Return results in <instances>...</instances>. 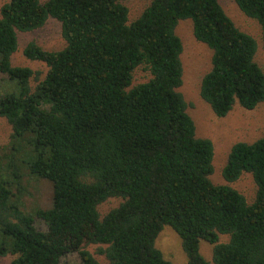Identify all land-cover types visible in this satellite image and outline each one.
Masks as SVG:
<instances>
[{
    "label": "trees",
    "instance_id": "obj_1",
    "mask_svg": "<svg viewBox=\"0 0 264 264\" xmlns=\"http://www.w3.org/2000/svg\"><path fill=\"white\" fill-rule=\"evenodd\" d=\"M263 31L264 0H235ZM61 22L66 46L49 51L35 42L24 54L45 62L46 77L33 90L34 71L14 66L18 33ZM191 19L195 38L213 51L201 96L218 117L239 103L264 102V70L256 39L239 29L219 0H152L129 23L120 0H9L0 16V73L16 90L0 91V117L11 124L0 147V256L9 264H61L79 252L82 264H172L155 242L168 225L180 236L188 264H264V136L231 148L223 176L252 174L256 198L216 185L214 143L197 137L183 83L180 20ZM151 77L134 85V71ZM34 145L29 174L53 183V203L25 212L23 174L11 171L19 141ZM8 176V177H7ZM123 202L103 217L98 206ZM43 219L47 230L36 225ZM230 236L219 242L220 235ZM214 245L213 263L200 242ZM106 245L99 261L84 244Z\"/></svg>",
    "mask_w": 264,
    "mask_h": 264
},
{
    "label": "rangeland",
    "instance_id": "obj_2",
    "mask_svg": "<svg viewBox=\"0 0 264 264\" xmlns=\"http://www.w3.org/2000/svg\"><path fill=\"white\" fill-rule=\"evenodd\" d=\"M9 0H0V16L2 6ZM152 0H120L129 9V23L136 20L150 5ZM226 13L233 19L236 26L252 35L257 42L255 60L264 70V48L263 31L256 19L245 15L238 7L235 0H219ZM176 33L183 43L181 61L183 64V83L178 88L183 93L188 103V113L193 117L196 124L197 137L208 138L214 143V171L210 178L216 185H230L240 191L247 199L248 203H253L256 198L257 185L251 173L244 172L242 176L234 181L228 182L223 176V170L227 164L231 148L237 142L252 143L264 136V102L260 103L253 110H246L236 103L232 111L225 117H218L213 112L211 106L201 96V82L204 75L212 67L213 51L206 44L198 41L193 32V22L191 19L180 20ZM18 50L12 56L14 66L29 67L34 71L30 79L33 90L46 77L49 67L45 62L32 60L24 54L25 47L35 42L42 48L49 51L61 50L66 46V41L62 35L61 22L49 17L47 22L40 28L18 33ZM151 77L150 73L143 67L134 71V85L147 81ZM16 84L8 80V77L0 73V91L16 90ZM13 129L6 118L0 117V147L9 145ZM19 160L12 167L11 171L22 173L24 188L21 190L23 207L25 212L35 215L39 208H49L53 203V183L47 179L35 178L29 174L26 161L31 160L34 153V145L29 142H19ZM8 177V176H7ZM123 202L120 197H110L98 206V210L103 217L110 210L118 207ZM36 225L42 230H47L46 222L36 216ZM230 236L220 235L219 242H228ZM155 245L159 248L164 257L172 264H188V256L182 247L180 236L171 226L166 225L158 235ZM84 249L89 250L99 261L108 263L105 255L100 252L106 245L98 243L84 244ZM201 254L213 263L214 245L205 240L200 242ZM13 259L12 255L0 256V264H9ZM61 264H82L79 252L67 254Z\"/></svg>",
    "mask_w": 264,
    "mask_h": 264
}]
</instances>
